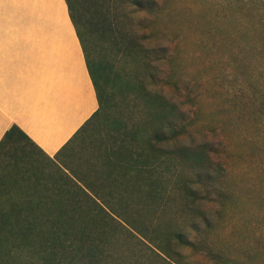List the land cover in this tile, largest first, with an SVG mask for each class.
<instances>
[{"label": "trees", "instance_id": "16d2710c", "mask_svg": "<svg viewBox=\"0 0 264 264\" xmlns=\"http://www.w3.org/2000/svg\"><path fill=\"white\" fill-rule=\"evenodd\" d=\"M66 3L99 106L68 142L62 162L69 172L59 168L86 188H66L73 192L66 195H36L39 189L25 185V171L15 159L19 155L9 153L10 161L0 170V264H139L122 231L132 239L140 234L176 260L181 247L198 248L187 229L190 225L151 227L148 222L154 216L160 221V213L169 209L178 192L189 208L198 199L210 197V188H216L214 173L224 168L212 157L215 145L211 140L181 139L187 126L179 121L178 104L163 86L151 90L143 75L144 54L151 60L156 49L146 50L130 26L121 22L125 6L153 15L161 7L157 0ZM256 7L263 9L264 3L257 1ZM114 31L118 33L114 39L119 46L117 60L125 63L123 69L107 49ZM160 49L169 60L167 45ZM149 76L154 79L155 72ZM119 93L134 94L144 102L147 116L143 122L125 117L126 100L118 99ZM23 139L30 141L14 124L0 148L8 140ZM186 165L192 168L191 174L184 173ZM191 228L198 229L194 222Z\"/></svg>", "mask_w": 264, "mask_h": 264}, {"label": "rangeland", "instance_id": "374dc122", "mask_svg": "<svg viewBox=\"0 0 264 264\" xmlns=\"http://www.w3.org/2000/svg\"><path fill=\"white\" fill-rule=\"evenodd\" d=\"M257 1L264 3L157 0L161 10L156 15L125 6L121 22L146 50L156 49L151 60L144 54L146 64L152 61L149 70L142 67L149 88L164 87L187 126L181 139L211 140L212 157L224 168L214 173L210 197L189 208L178 192L160 221L150 216L148 222L151 227L190 225L198 248L181 247L173 260L140 234L132 239L122 231L139 264H264V8L259 10ZM117 37L114 31L107 49L123 69ZM163 44L169 60L160 49ZM117 97L126 100L123 113L129 121H144L142 100L131 93ZM183 171L193 172L187 165ZM193 222L197 230L191 228Z\"/></svg>", "mask_w": 264, "mask_h": 264}, {"label": "crops", "instance_id": "0c3cea01", "mask_svg": "<svg viewBox=\"0 0 264 264\" xmlns=\"http://www.w3.org/2000/svg\"><path fill=\"white\" fill-rule=\"evenodd\" d=\"M98 106L66 0H0V142L14 124L30 138L1 146L0 170L16 152L36 195L86 188L59 167L69 172L68 142Z\"/></svg>", "mask_w": 264, "mask_h": 264}]
</instances>
